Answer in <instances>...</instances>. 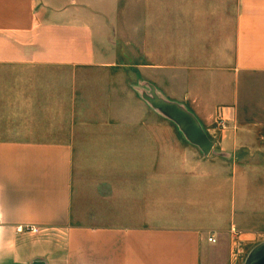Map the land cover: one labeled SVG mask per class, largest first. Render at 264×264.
Here are the masks:
<instances>
[{"label": "crops", "instance_id": "crops-1", "mask_svg": "<svg viewBox=\"0 0 264 264\" xmlns=\"http://www.w3.org/2000/svg\"><path fill=\"white\" fill-rule=\"evenodd\" d=\"M121 5L0 0V264H229L237 227L264 244V0H136L133 66ZM162 97L195 126H162ZM114 117L137 124L95 121Z\"/></svg>", "mask_w": 264, "mask_h": 264}, {"label": "rangeland", "instance_id": "rangeland-1", "mask_svg": "<svg viewBox=\"0 0 264 264\" xmlns=\"http://www.w3.org/2000/svg\"><path fill=\"white\" fill-rule=\"evenodd\" d=\"M121 9H122V13L124 14L123 16H125L124 20L122 23H120V29H121V39L122 40H118V51H120V54H118L119 60L122 62H128L130 63L132 66L134 65L133 62H135V29H132V25L135 23L134 19L136 17V0H121ZM123 32V34H122ZM112 34V32H110ZM134 38H131V37ZM123 39L125 41H130L132 46L129 47V50L134 51L133 55L134 57L129 54L127 52V49L125 47V42L123 41ZM96 73L95 78H104V79H108V81H143L142 77L141 79L138 78V74H137V70L134 67L128 68V69H121V68H114V69H110L107 72H104L103 70H95V71H91ZM162 78H164L162 76ZM135 89V88H134ZM163 96L164 93H162ZM162 106L156 107L153 106L152 104H150L151 106H153L154 109H156L159 112L160 115V124L162 126H176V125H180L182 124L178 118H176V116L173 114H169V111L167 109V107L169 106H163V104H168V101L163 100L162 97ZM150 103V102H149ZM118 103L114 104V107L118 106ZM132 105V107L135 109V103H129V106ZM95 121H103L106 122L107 124H113V125H126V124H137V118L136 117H114V118H103V119H95ZM127 121V122H126ZM142 121V119H141ZM90 122V121H89ZM234 122L231 121H226L223 119H218L214 122V125L223 127L225 126H230L233 125ZM93 153L92 151L89 152V156L86 158L88 159L89 157H92ZM256 208V206H255ZM261 217V218H260ZM264 213H258L257 216L254 217V219L252 221H250L249 216H246V223H252L255 224L256 227L261 230L264 231ZM233 235H234V241H233V246H234V254L231 255V261H229V264H249V258L251 255V251H252V244L247 243L246 240H244L242 238V233L241 231L237 228H235L233 231ZM258 239L257 241H264V233H260L258 235ZM230 258V257H229ZM221 264H225V263H221ZM257 264H264V263H257Z\"/></svg>", "mask_w": 264, "mask_h": 264}, {"label": "water", "instance_id": "water-1", "mask_svg": "<svg viewBox=\"0 0 264 264\" xmlns=\"http://www.w3.org/2000/svg\"><path fill=\"white\" fill-rule=\"evenodd\" d=\"M167 109L169 113L172 112L176 116V118H178V120L182 123L181 125L191 128L195 126L193 120L181 114L178 108L169 106L167 107ZM193 135L199 143H201L202 145H206L207 139L204 137L203 134L195 133ZM261 262L264 263V244L260 245L255 250H253L249 258V264H257ZM35 264H40V263H35Z\"/></svg>", "mask_w": 264, "mask_h": 264}, {"label": "built area", "instance_id": "built-area-1", "mask_svg": "<svg viewBox=\"0 0 264 264\" xmlns=\"http://www.w3.org/2000/svg\"><path fill=\"white\" fill-rule=\"evenodd\" d=\"M19 230L21 231V230H23V229H22V228H19ZM29 230L32 231V232H37V231H38V229L35 228V227H29ZM209 240L212 241V242H214V243L217 242V239H216V237H214V236L210 237Z\"/></svg>", "mask_w": 264, "mask_h": 264}]
</instances>
